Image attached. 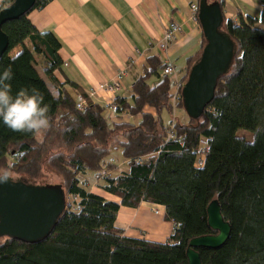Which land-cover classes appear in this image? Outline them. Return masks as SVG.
Listing matches in <instances>:
<instances>
[{
    "label": "trees",
    "instance_id": "16d2710c",
    "mask_svg": "<svg viewBox=\"0 0 264 264\" xmlns=\"http://www.w3.org/2000/svg\"><path fill=\"white\" fill-rule=\"evenodd\" d=\"M49 1L35 0L29 12ZM207 1L224 5V0ZM257 1L258 18L238 15L232 21L222 10L220 31L235 54L198 119L187 116L176 82L186 81L205 46L203 35L183 78L163 75L167 64L151 55L130 96L115 97L110 109L76 84L56 81L60 43L51 33L38 32L29 12L2 26L8 47L0 57V76L11 70L7 83L13 96L21 89L43 96L50 127L42 134L13 131L0 119V175L14 173L33 182L44 171L57 175L64 210L41 241L2 239L0 264H187L189 241L216 234L206 213L213 200L230 235L217 250L198 249L201 263L264 264V0ZM12 2L2 0L0 11ZM239 130L252 133L253 140L237 137ZM113 152H119L126 171L110 158ZM89 180L118 201L91 191ZM141 203L163 208V220L173 225L166 241L126 237L116 227L121 207Z\"/></svg>",
    "mask_w": 264,
    "mask_h": 264
},
{
    "label": "crops",
    "instance_id": "0c3cea01",
    "mask_svg": "<svg viewBox=\"0 0 264 264\" xmlns=\"http://www.w3.org/2000/svg\"><path fill=\"white\" fill-rule=\"evenodd\" d=\"M197 3L198 0H51L41 10L29 12L27 18L38 32L51 33L60 43L62 66L54 73L56 81L67 87V82L74 83L88 96L94 90L90 98L107 106L117 96H130L132 83L142 74L151 55L174 68V79L183 78L187 59L198 52L202 41L200 26L192 19L190 9ZM249 9L260 13L261 7L257 0H224L222 7L224 19L232 21L238 15L247 16ZM170 22L182 30L161 53L156 45ZM122 71L125 74L119 90L101 88ZM115 225L126 237L160 243L173 230L172 223L163 220V208L146 203L135 209L121 207Z\"/></svg>",
    "mask_w": 264,
    "mask_h": 264
},
{
    "label": "water",
    "instance_id": "95a60500",
    "mask_svg": "<svg viewBox=\"0 0 264 264\" xmlns=\"http://www.w3.org/2000/svg\"><path fill=\"white\" fill-rule=\"evenodd\" d=\"M35 0H13L0 11V57L8 47L2 26L27 14ZM197 21L205 46L191 66L181 87L183 108L188 117L198 119L214 97L217 80L230 68L235 46L220 30L223 14L219 2L200 0ZM64 210V193L60 185H33L8 177L0 181V239H16L35 243L46 238ZM208 227L215 235L189 241L187 264H202L198 249L217 250L229 238L230 225L224 221L218 201L206 209Z\"/></svg>",
    "mask_w": 264,
    "mask_h": 264
},
{
    "label": "clouds",
    "instance_id": "9594fccd",
    "mask_svg": "<svg viewBox=\"0 0 264 264\" xmlns=\"http://www.w3.org/2000/svg\"><path fill=\"white\" fill-rule=\"evenodd\" d=\"M11 70H6L0 76V119L13 131H28L42 134L50 127L48 105L43 103V96L35 89L29 94L27 89H21L12 95ZM9 173L0 175V181H6Z\"/></svg>",
    "mask_w": 264,
    "mask_h": 264
},
{
    "label": "rangeland",
    "instance_id": "374dc122",
    "mask_svg": "<svg viewBox=\"0 0 264 264\" xmlns=\"http://www.w3.org/2000/svg\"><path fill=\"white\" fill-rule=\"evenodd\" d=\"M249 11H250L249 14H248L249 16L258 18L259 15H260L259 12H256V11H253V10H250V9H249ZM39 74H40V76L43 79L45 78L41 71L39 72ZM184 83H182V86H183ZM173 103H175L174 100H173ZM106 113L108 115H112V113L109 110H106ZM174 115L175 116H182L183 113L181 111L174 110ZM162 118H163V120L165 122L169 121V116L165 112L162 113ZM183 119H184V116H183ZM124 120H128V119H124ZM236 135L239 138H244L247 142H251L253 140V134L248 132V131L239 130ZM110 158H112L114 163L118 164L119 171H124L125 170V167L123 165V161H122V158H121L119 152H113L112 155L110 156ZM4 173L5 172H2V175ZM9 174H10L9 177L12 178L13 180H20V181H23V182L26 181L27 183L29 182L30 184H35V185H39V186H42V185H59V183L61 182L60 177H58L57 175H55L53 173H50L48 171H44L42 173L41 178L39 180H37V182L30 181V180L24 178L23 176L16 175L14 173H9ZM94 183H95L94 181L89 180V184H90L89 187H90L91 191H97L98 194L99 193L102 194L104 197L110 199L111 201H116V202L118 201V199H116L115 197H112L110 195L106 196V195H104L105 193L103 194L100 191L98 192V190H96L97 188L95 187ZM155 212H158V210H155ZM1 242H2V239H0V243Z\"/></svg>",
    "mask_w": 264,
    "mask_h": 264
},
{
    "label": "built area",
    "instance_id": "2783aa9c",
    "mask_svg": "<svg viewBox=\"0 0 264 264\" xmlns=\"http://www.w3.org/2000/svg\"><path fill=\"white\" fill-rule=\"evenodd\" d=\"M193 16L192 19L194 21H197V13H198V6L197 5H192L190 7ZM181 26L175 23H168L166 28L163 31L162 37L159 40V42L157 43V48L161 53H165L168 49V46L176 39V37L181 33ZM166 67L163 69L162 74L166 75V76H174L175 74V70L174 68L166 63ZM124 72H120L119 74H117L116 79L112 82V83H104L102 84L101 88L111 91V92H115L117 90H119L121 84H120V80L122 79V77L124 76ZM177 81V80H176ZM182 87V83L177 81L176 82V88L180 89ZM95 94L94 90H91L89 92V97H92ZM84 107V101H80L77 103V109L78 110H82ZM108 108L112 109V104H108L107 105Z\"/></svg>",
    "mask_w": 264,
    "mask_h": 264
}]
</instances>
